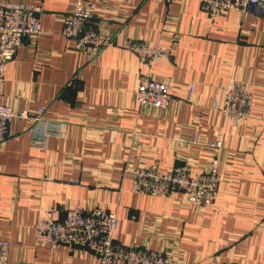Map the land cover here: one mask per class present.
Wrapping results in <instances>:
<instances>
[{
  "label": "crops",
  "instance_id": "crops-1",
  "mask_svg": "<svg viewBox=\"0 0 264 264\" xmlns=\"http://www.w3.org/2000/svg\"><path fill=\"white\" fill-rule=\"evenodd\" d=\"M13 1L41 6V32L16 49L0 102L43 108L59 126L39 146L33 122L13 120L0 143V238L10 241L9 262L99 264L85 248L35 239L39 215L55 208L62 216L78 204L117 215L116 243L162 250L175 264L210 257L264 264V8L211 18L200 0H89L93 26L112 40L91 57L61 33L60 17L75 0ZM127 41L160 45L168 55L148 66ZM146 71L169 83L166 108L137 102ZM232 80L253 97L238 123L220 110ZM190 81L194 94L186 101ZM215 138L219 149L206 145ZM213 155L220 181L208 207L189 204L179 190H131V167L164 172L185 162L198 172Z\"/></svg>",
  "mask_w": 264,
  "mask_h": 264
},
{
  "label": "built area",
  "instance_id": "built-area-1",
  "mask_svg": "<svg viewBox=\"0 0 264 264\" xmlns=\"http://www.w3.org/2000/svg\"><path fill=\"white\" fill-rule=\"evenodd\" d=\"M203 9L211 18L223 10H245L251 5L264 8V0H200ZM41 6L13 0H0V95L5 81L6 69L16 49L26 37H36L41 32L39 12ZM96 11L89 0H75L60 17L61 33L73 40L74 48L96 57L112 40L103 30L93 26ZM127 47L146 65L158 58L166 57V48L150 45L145 41L126 42ZM169 51V50H168ZM194 94V82H189L184 99L190 101ZM136 100L142 106L164 109L171 100V87L165 80L156 79L150 72L139 76L135 91ZM253 104V97L238 81L232 80L223 90L220 110L234 122L243 121ZM13 120H31L32 138L36 145H43L46 136L57 133L59 123L44 117L43 108L37 110H15L10 104L0 102V143L4 140L9 124ZM199 143V131L191 138ZM219 149L221 141L212 139L206 144ZM213 155L207 169L195 171L189 163L171 166L160 172L146 167H131V190L164 196L175 190L182 192L185 200L198 207H208L213 202L220 181ZM117 215L101 206L88 209L75 204L64 210L62 216L55 208L37 217L33 228L36 241L40 243L79 246L95 254L99 264H175L174 258L162 250L138 246H125L115 242L114 232ZM10 241L0 238V264H11L8 260ZM17 264H31L19 262ZM202 264H233L210 257Z\"/></svg>",
  "mask_w": 264,
  "mask_h": 264
},
{
  "label": "rangeland",
  "instance_id": "rangeland-1",
  "mask_svg": "<svg viewBox=\"0 0 264 264\" xmlns=\"http://www.w3.org/2000/svg\"><path fill=\"white\" fill-rule=\"evenodd\" d=\"M217 192H218V190H217ZM216 195H217V193H216ZM216 197V196H215Z\"/></svg>",
  "mask_w": 264,
  "mask_h": 264
}]
</instances>
